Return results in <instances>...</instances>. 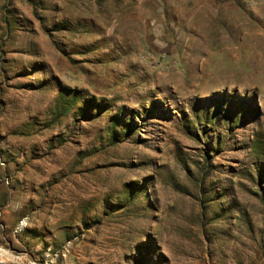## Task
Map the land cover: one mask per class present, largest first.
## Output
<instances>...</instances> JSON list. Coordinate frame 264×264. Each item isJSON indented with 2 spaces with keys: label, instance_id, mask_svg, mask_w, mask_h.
<instances>
[{
  "label": "rangeland",
  "instance_id": "1",
  "mask_svg": "<svg viewBox=\"0 0 264 264\" xmlns=\"http://www.w3.org/2000/svg\"><path fill=\"white\" fill-rule=\"evenodd\" d=\"M0 264H264V0H0Z\"/></svg>",
  "mask_w": 264,
  "mask_h": 264
}]
</instances>
